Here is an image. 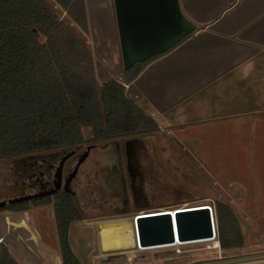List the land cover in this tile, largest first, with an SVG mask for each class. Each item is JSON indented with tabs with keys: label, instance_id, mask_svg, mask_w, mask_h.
<instances>
[{
	"label": "crops",
	"instance_id": "0c3cea01",
	"mask_svg": "<svg viewBox=\"0 0 264 264\" xmlns=\"http://www.w3.org/2000/svg\"><path fill=\"white\" fill-rule=\"evenodd\" d=\"M136 1L127 0L126 13H143L145 23L130 31L147 35L142 47L150 58L126 83L116 1L85 0L89 31L82 40L99 82H124L160 131L177 133L212 171L216 162L264 160V0ZM241 187L250 192V183ZM39 208L0 214L2 243L20 264H63L59 249L38 233Z\"/></svg>",
	"mask_w": 264,
	"mask_h": 264
},
{
	"label": "rangeland",
	"instance_id": "374dc122",
	"mask_svg": "<svg viewBox=\"0 0 264 264\" xmlns=\"http://www.w3.org/2000/svg\"><path fill=\"white\" fill-rule=\"evenodd\" d=\"M44 1L85 39L83 29L55 0ZM159 131L129 140L86 143L71 153L57 154L52 163L40 155L0 162V202L54 190L62 160L66 157L64 182L92 146L72 182L85 218L71 225L70 242L82 264H213L264 256V160L213 163L215 170L228 167L222 177L192 154L189 143L176 139L177 133ZM83 133L89 138L91 129L85 127ZM245 183H250L246 194L241 191ZM217 201L231 205L237 213L245 237L243 247L223 250L221 244L215 248L213 241L148 250L137 246L136 215L203 204L215 209ZM50 208L38 209L37 229L48 248L56 250L58 229ZM128 217L132 219H123ZM102 228L105 234L99 238ZM247 264H264V260Z\"/></svg>",
	"mask_w": 264,
	"mask_h": 264
},
{
	"label": "trees",
	"instance_id": "16d2710c",
	"mask_svg": "<svg viewBox=\"0 0 264 264\" xmlns=\"http://www.w3.org/2000/svg\"><path fill=\"white\" fill-rule=\"evenodd\" d=\"M55 1L89 31L85 0ZM148 62L125 69L124 82H132ZM124 82H99L91 51L44 0H0V162L40 155L52 163L57 154L86 143L157 133L158 122L128 97ZM43 206L56 219L63 264H82L70 242L71 225L85 218L75 194L61 189L15 197L0 202V214ZM215 215L221 248L243 247L231 205L217 201ZM0 264H20L2 242Z\"/></svg>",
	"mask_w": 264,
	"mask_h": 264
},
{
	"label": "water",
	"instance_id": "95a60500",
	"mask_svg": "<svg viewBox=\"0 0 264 264\" xmlns=\"http://www.w3.org/2000/svg\"><path fill=\"white\" fill-rule=\"evenodd\" d=\"M115 1L122 40L124 66L125 69H128L137 62H144L150 58V55H147V51L142 47L145 45L144 38L147 35L133 34L130 31L134 30V28L140 29V27H142L145 23V19L142 18L143 13H126L127 9H129V3H127V0ZM137 4L139 7L144 6L141 0L134 2L135 6ZM180 36L181 35H178L173 41L167 42L166 47H164L161 51L166 50L176 40H178ZM91 148L92 146H89L88 151L81 156L78 165L68 175L63 185L62 166L66 157L62 160L56 188L48 193H54L64 189L67 192L75 194L72 189V182L76 178L79 167L86 159ZM123 219H132V217ZM102 222L106 221H101L99 224ZM106 228L109 227L107 226ZM134 230L135 232L137 231L139 245L146 248V250L174 246L178 242L181 244L203 242L202 239L207 236L212 237L211 240L218 236L215 210L207 204L189 208H180L175 211L168 210L137 215L134 219ZM98 234L99 238H101V236H104L105 230L103 228L101 231L98 230ZM261 260H264V256L224 261L213 264H247Z\"/></svg>",
	"mask_w": 264,
	"mask_h": 264
},
{
	"label": "bare ground",
	"instance_id": "6f19581e",
	"mask_svg": "<svg viewBox=\"0 0 264 264\" xmlns=\"http://www.w3.org/2000/svg\"><path fill=\"white\" fill-rule=\"evenodd\" d=\"M203 205H206V204H203ZM197 206H201V205H197ZM191 207H195V206H191ZM183 208H189V207H183ZM180 209V208H179ZM176 209H172V210H170V211H175ZM162 211H168V209H165V210H160V211H156V212H162ZM148 213H153V212H143V213H140L139 215H142V214H148ZM137 216V215H136ZM136 216H135V218H136ZM217 237V236H216ZM216 237L214 238V239H212L211 240V238L212 237H210V236H207L206 238H204V239H202V241L203 242H205V240L206 241H213V245H214V247L215 248H218V247H220V242L216 239ZM135 239H136V244H137V246L139 247V249H142V250H145L146 248H144V247H141L140 245H139V241H138V236H137V231L135 232ZM181 243H176V245H180Z\"/></svg>",
	"mask_w": 264,
	"mask_h": 264
},
{
	"label": "built area",
	"instance_id": "2783aa9c",
	"mask_svg": "<svg viewBox=\"0 0 264 264\" xmlns=\"http://www.w3.org/2000/svg\"><path fill=\"white\" fill-rule=\"evenodd\" d=\"M211 206V205H210ZM212 207V206H211ZM215 210V209H214ZM3 241V239L1 238L0 239V242H2ZM98 255L100 256V257H105V256H107V255H100L99 253H98ZM108 257V256H107Z\"/></svg>",
	"mask_w": 264,
	"mask_h": 264
},
{
	"label": "flooded vegetation",
	"instance_id": "af4514ba",
	"mask_svg": "<svg viewBox=\"0 0 264 264\" xmlns=\"http://www.w3.org/2000/svg\"><path fill=\"white\" fill-rule=\"evenodd\" d=\"M79 160H80V159H79ZM78 163H79V161H78ZM78 163H77V165H78ZM77 165H76V166H77ZM76 166H75V167H76ZM74 169H75V168H74ZM58 178H59V177H57V180H58ZM66 178H67V177H66ZM66 178H64V182H65V179H66ZM64 182H63V178H62V184H64Z\"/></svg>",
	"mask_w": 264,
	"mask_h": 264
}]
</instances>
